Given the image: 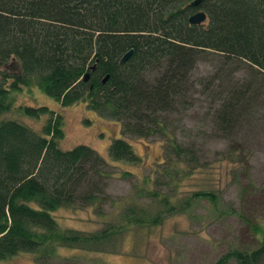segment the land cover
Returning a JSON list of instances; mask_svg holds the SVG:
<instances>
[{"label":"trees","instance_id":"1","mask_svg":"<svg viewBox=\"0 0 264 264\" xmlns=\"http://www.w3.org/2000/svg\"><path fill=\"white\" fill-rule=\"evenodd\" d=\"M192 1L0 0V261L27 252L39 264H79L77 255L62 256L61 247L114 254L126 231L160 225L188 205L189 199L174 203L173 191L140 186L125 198L117 222L94 232L63 228L53 213L61 207L92 206L105 215L104 205L114 202L107 191L110 163L85 143L63 148V112L18 103L16 95L38 86L62 106L83 101L118 123L119 136L108 148L114 161L143 162L127 135L159 134L168 159L191 167L198 162L193 143L179 140L167 116L190 108L198 61L216 53L249 65L247 78H228L218 95L214 122L223 135L236 130L256 93L264 91V0ZM199 9L207 19L191 23L189 16ZM9 112L14 115L6 117ZM42 115L47 118L40 128L21 121ZM167 172L172 175L173 168ZM201 195L207 192H194L192 200ZM142 197L156 209L149 210ZM233 258L264 264V241L232 249L216 264Z\"/></svg>","mask_w":264,"mask_h":264},{"label":"rangeland","instance_id":"2","mask_svg":"<svg viewBox=\"0 0 264 264\" xmlns=\"http://www.w3.org/2000/svg\"><path fill=\"white\" fill-rule=\"evenodd\" d=\"M248 71V63L226 62L216 53H208L196 64L190 108L167 116L168 126L175 129L179 140L193 143L198 162L191 167L186 161L168 159L164 138L159 134L127 135L143 162L114 161L108 148L112 139L119 136L118 123L106 120L83 101L62 106L38 86L19 92L18 103L44 104L63 112V148L85 143L110 163L108 168L113 175L108 179L107 191L114 202L104 205L105 215L99 216L92 206L61 207L53 213L63 228L94 232L107 222H117L125 198L136 195L140 186L158 188L164 193L173 191V202L177 204L189 199L185 209L165 218L162 224L126 231L118 238V251L114 254L61 247V255H77L79 264H216L232 249L259 246L264 241V91L255 92L252 108L242 115L230 135H223L214 122L218 95L226 91L228 80H244ZM13 115L14 112L5 114ZM46 118L23 117L21 121L40 128ZM171 167L172 175L167 172ZM125 170L133 175L125 176ZM147 177L152 180L146 182ZM155 178L159 179L157 184ZM196 191L207 195L192 200ZM141 200L149 210L156 209L150 198ZM0 264L39 262L33 253L23 252ZM227 264L238 263L233 258Z\"/></svg>","mask_w":264,"mask_h":264},{"label":"water","instance_id":"3","mask_svg":"<svg viewBox=\"0 0 264 264\" xmlns=\"http://www.w3.org/2000/svg\"><path fill=\"white\" fill-rule=\"evenodd\" d=\"M203 0H193L191 2V4L193 5H199ZM207 19V13L205 10L203 9H199L197 10L196 12L192 13L190 16H189V20L191 23H202L204 22L205 20ZM133 52V49H130L128 50L120 59L121 62H125L132 54ZM96 67V64L92 65L91 66V70H94ZM109 76L107 75L106 77H104V81L107 80ZM90 78V72H87L84 76V79L85 80H88Z\"/></svg>","mask_w":264,"mask_h":264}]
</instances>
